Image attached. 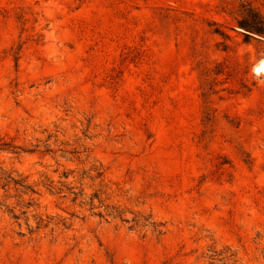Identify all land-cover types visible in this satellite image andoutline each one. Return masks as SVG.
Segmentation results:
<instances>
[{
    "label": "rangeland",
    "instance_id": "rangeland-1",
    "mask_svg": "<svg viewBox=\"0 0 264 264\" xmlns=\"http://www.w3.org/2000/svg\"><path fill=\"white\" fill-rule=\"evenodd\" d=\"M264 0H0V264H264Z\"/></svg>",
    "mask_w": 264,
    "mask_h": 264
},
{
    "label": "trees",
    "instance_id": "trees-1",
    "mask_svg": "<svg viewBox=\"0 0 264 264\" xmlns=\"http://www.w3.org/2000/svg\"><path fill=\"white\" fill-rule=\"evenodd\" d=\"M238 26L246 33L264 38V15L250 7L242 6L239 13Z\"/></svg>",
    "mask_w": 264,
    "mask_h": 264
},
{
    "label": "bare ground",
    "instance_id": "bare-ground-1",
    "mask_svg": "<svg viewBox=\"0 0 264 264\" xmlns=\"http://www.w3.org/2000/svg\"><path fill=\"white\" fill-rule=\"evenodd\" d=\"M264 70V63H261V65L257 68V72H261Z\"/></svg>",
    "mask_w": 264,
    "mask_h": 264
}]
</instances>
